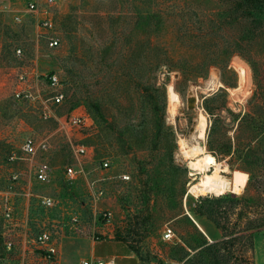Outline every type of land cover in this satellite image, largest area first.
I'll list each match as a JSON object with an SVG mask.
<instances>
[{"label":"rangeland","instance_id":"374dc122","mask_svg":"<svg viewBox=\"0 0 264 264\" xmlns=\"http://www.w3.org/2000/svg\"><path fill=\"white\" fill-rule=\"evenodd\" d=\"M240 2L0 0V190L14 186L17 217L12 225L0 221V264H84L96 246L94 258L113 255L114 264H264V14L248 13ZM144 11L155 14L158 29L145 32ZM44 17L59 39L52 48L43 38ZM148 43L154 59L164 49L173 65L146 80ZM50 74L59 78V104L45 84ZM155 79L161 89L146 92ZM169 85L177 102L169 100ZM205 105L217 113L218 138L237 145L234 154L216 160L207 149L212 117ZM159 113L172 134L152 149ZM79 115L88 117L86 127L70 126ZM28 135L48 141L35 157L52 168L45 184L29 174L14 184L10 177L13 170L28 173V163L8 160L11 151L20 155ZM201 156L212 159L208 173L228 180L222 194L191 190L200 176L191 166ZM76 163L83 172L67 181L65 166ZM37 195L54 205L43 207ZM204 197L214 215L223 211L220 222L231 234L224 237L198 214ZM40 230L51 234L54 255L37 249ZM5 239L15 244L10 252ZM221 240L228 242L204 250V242Z\"/></svg>","mask_w":264,"mask_h":264},{"label":"built area","instance_id":"2783aa9c","mask_svg":"<svg viewBox=\"0 0 264 264\" xmlns=\"http://www.w3.org/2000/svg\"><path fill=\"white\" fill-rule=\"evenodd\" d=\"M56 0H47V3H53ZM31 8H34V5H30ZM15 21H20V18L18 16H15ZM41 29L44 41L47 43L49 47H55L58 44V37L56 36L54 32V23L51 17H44L41 20ZM15 52L17 54L21 53L20 48H16ZM24 78V73H20L18 75V83L21 82ZM17 83V84H18ZM45 84L47 87L53 88L55 91V94L52 96L53 101L56 104H59L62 102L63 94L59 90L60 82L59 78L56 74H50L47 77V80L45 81ZM17 86V85H15ZM20 90L15 91V95L19 97ZM70 126H78L80 127H86L88 124V117L86 115H79V116H73L69 120ZM71 123V124H70ZM49 148V144L47 139L37 141L34 136L28 135L23 140L21 145L19 146V154H17L14 151H11L8 155L9 162H26L29 164L28 173L24 170H13L10 174V177L12 179L13 184L18 183L20 181L25 180L24 176L26 174H29V178L34 179L35 182L45 184L49 182L51 175H52V168L48 161L46 159H40L36 160L35 157L39 152H46ZM77 150L80 153H85L86 148L84 145H79ZM105 167L108 166L109 162L104 161L102 163ZM83 172V167L81 164H68L65 166L64 169V176L67 181H75L77 178L81 176ZM24 178V179H23ZM123 180L129 179L128 174H123L121 176ZM11 190H14L13 185L7 186V190H0V221L11 223V225L17 220V217L15 216V204L12 200H10L11 197ZM31 197L34 195L32 192L27 191L25 195ZM98 196L103 195L102 190H98L96 192ZM16 192H14V195ZM39 203L43 207H52L54 205V201L50 196L46 195H37ZM110 215L109 212L104 213V215ZM172 229L170 227H166L163 230V238L169 239L172 236ZM33 238L34 243L37 244V249H39L42 252L47 253L48 255H54L57 252L56 246L54 242L52 241L51 234L46 230H40L38 231ZM3 246L5 247L6 251H11L15 247V244L12 242L11 239H5L3 242ZM84 264H114L113 258H110L108 260H102L101 258L96 259H90V260H84ZM166 264H174V262L169 261L166 262Z\"/></svg>","mask_w":264,"mask_h":264},{"label":"trees","instance_id":"16d2710c","mask_svg":"<svg viewBox=\"0 0 264 264\" xmlns=\"http://www.w3.org/2000/svg\"><path fill=\"white\" fill-rule=\"evenodd\" d=\"M241 1L243 4H246L247 6V10L248 13H252V12H261L262 14H264V0H239ZM240 2V3H241ZM155 17V14L151 15L150 11H144L143 16H141V18L143 20H145V23H147V25H149V27H147L145 29V32L149 31L150 29H152L154 27L155 28H159L158 24H159V20H158V24H156V26H153V19ZM156 20V19H155ZM135 25V23H134ZM153 49L150 44L148 43V45L144 48L143 52H144V62L141 64L143 67V71H142V76H145L146 80H149L150 78H156V74L155 71L158 70L162 65H167L168 67H172L173 64H171V60L170 59H166V50L161 49V53L159 56L161 57H154V53H153ZM161 86H157V81L155 79L154 83L152 85H145L144 89H146V92L150 93L151 91H158V89ZM205 109L208 111V113L210 114V116L212 117V121L210 124V128H208V134H207V142H206V146L207 149L210 151V153L214 156V158L216 160H218V158H224L226 156H229L231 154H234L235 151L238 150L237 145L231 141V139L229 138L228 141H224L221 138H218L216 129H214L216 127V123L218 122V117H217V113L213 112V109L208 107L207 105H205ZM219 109V108H218ZM243 118V117H242ZM164 127V119L163 117L160 115V113L157 115V121H156V125H155V140L154 143L152 145V149H158L159 146L162 144L163 140H165L166 135H171L172 134V130H170L169 128H163ZM231 166V164H230ZM232 167V166H231ZM251 174L249 175V177L247 178L246 184L251 180ZM228 199V196H221L219 199H217L216 201H223ZM207 201H212L207 197H204L201 199V202L198 205V214L199 215H205L209 220H211L215 226L217 228H219L222 232V235L225 237L228 234H231L233 231H226V225L225 223H221L220 222V217L222 215V212H215V215L213 214L212 211H210L205 205L204 203ZM220 213V216H219ZM264 226V224H263ZM259 233V231L257 232ZM251 234V238L253 237V232L250 233ZM234 238L230 237L228 239V241H233ZM227 240H221V241H217V242H211V243H207L204 242L205 246H204V250H208L209 252H211V250L213 251L215 248H219L220 244L222 243H226ZM227 241V242H228ZM253 250H252V259H253ZM254 264V263H252Z\"/></svg>","mask_w":264,"mask_h":264},{"label":"bare ground","instance_id":"6f19581e","mask_svg":"<svg viewBox=\"0 0 264 264\" xmlns=\"http://www.w3.org/2000/svg\"><path fill=\"white\" fill-rule=\"evenodd\" d=\"M167 90H168V96L170 102L172 103L177 102L178 97L176 93L172 90L171 85L168 86ZM202 136H203V129H201L199 132V137L201 138ZM211 164H213V162L212 159L210 158H207L205 156L196 158L195 162H193L191 167L195 168L197 171L196 173H198L200 176L197 178L196 182L192 183L191 190L202 194L205 193L222 194L225 190L230 188V184L228 180L224 178L222 175L218 174L216 170H214L211 173H208ZM239 189L240 187L236 185H233L232 187L233 192H236Z\"/></svg>","mask_w":264,"mask_h":264},{"label":"crops","instance_id":"0c3cea01","mask_svg":"<svg viewBox=\"0 0 264 264\" xmlns=\"http://www.w3.org/2000/svg\"><path fill=\"white\" fill-rule=\"evenodd\" d=\"M210 229H211V228H210ZM211 231H212V235H216V233H217L218 230H217V229L214 230V229L212 228ZM96 249H97V246H96ZM96 249L92 251V253H91V255H90V256H92L91 259H96V258H94V256H95V252H96ZM98 258H100V257H98ZM111 258H115V257L112 255ZM114 262H115V261H114Z\"/></svg>","mask_w":264,"mask_h":264}]
</instances>
